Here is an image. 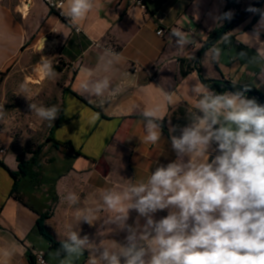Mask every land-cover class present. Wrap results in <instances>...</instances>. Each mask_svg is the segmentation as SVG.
<instances>
[{
    "label": "clouds",
    "instance_id": "9594fccd",
    "mask_svg": "<svg viewBox=\"0 0 264 264\" xmlns=\"http://www.w3.org/2000/svg\"><path fill=\"white\" fill-rule=\"evenodd\" d=\"M48 4L77 31L95 6L94 0H48ZM193 6V15L199 19V0H193ZM246 11L259 16L252 31L225 32L207 48L202 63L223 68L221 57L232 49L235 38L255 52L249 55L240 51L231 62L242 61L235 67L245 70L255 66L257 84L264 85V8L249 5ZM234 15L229 10L210 14V18L222 26ZM157 35L163 37L164 32ZM168 38H174L178 50L189 45L199 49L191 28L185 31L173 27ZM44 48L43 37L36 53ZM54 59L40 56L35 70L42 79L58 76ZM188 59L195 57L190 54ZM124 62L122 53L110 46L102 47L95 67H80L78 94L100 108L112 103L127 90L126 80L114 84L112 79ZM129 75L124 73L125 77ZM208 77L213 76L208 73ZM231 83L235 87L238 81ZM184 87L193 100L186 109L188 123L180 127L168 121L176 159L158 163L146 180L132 182L121 177L124 184L101 191L102 204L94 211L105 213L102 232L104 236L124 233L123 240L108 239L111 244H106L103 239L96 244L69 225L66 236L59 240L60 247L49 253L57 264H77L86 252L88 264H264V104L246 95L252 88L247 83L235 91L217 92L201 81L197 71L184 78ZM149 89L154 90L157 103L140 112L144 131L141 142L155 145L163 137L164 122L169 117L163 109L175 104L178 93L177 89L166 91L152 83L141 86L142 91ZM20 94L29 101L30 112L53 127L62 110L57 105L33 102L24 82L19 86ZM6 115L0 106V121ZM84 199L86 202L88 198ZM62 200L77 208L76 224L84 221L91 226L96 222L92 210L78 207L82 201L76 192H68ZM165 210L166 216L155 218L156 213ZM24 251L15 241L0 237V264H16ZM39 264L45 261L40 259Z\"/></svg>",
    "mask_w": 264,
    "mask_h": 264
},
{
    "label": "crops",
    "instance_id": "0c3cea01",
    "mask_svg": "<svg viewBox=\"0 0 264 264\" xmlns=\"http://www.w3.org/2000/svg\"><path fill=\"white\" fill-rule=\"evenodd\" d=\"M256 1L237 0L236 6L230 10L236 15ZM145 3L146 9H142L131 4L130 0H94L93 10L79 23L80 30L77 31L67 21L53 14L41 0H0V75L10 67L23 64L24 67L30 66L28 63L33 56L40 58L43 53L37 54L36 48L44 37L43 50H46V56L55 57L54 66L59 65L61 68L56 72L64 83L60 105L62 111L53 123L54 138L70 143L74 148V153H71L64 147L57 149L51 145L55 158L48 162L40 160V164L46 167L43 171L33 169L56 181L57 201H54V195L48 192L45 185L20 187L24 200L33 209L20 202L16 195H11L16 180L0 164V237L15 241L25 250L16 264H31L30 255L37 264L36 254L39 252L44 253L47 264H57L49 253L60 246L36 230L40 213L51 214L44 226L55 242L66 236L69 225L73 226V230H78L81 236L88 235L96 244L103 239L106 244H111L108 239L123 240L124 233L104 236L102 232L101 223L105 213L94 211L102 204L101 191L124 184L121 177L132 182L146 180L158 163L167 164L176 159L170 144L168 121L170 119L171 125L180 127L188 123V120L181 124L176 121L181 117L178 110L182 109L186 114V109L193 104L184 87V78L190 72L197 71L194 69L182 76L180 60L185 59L190 66L196 64V57L204 42L208 41L214 30L228 22L217 26L210 18V14L225 12L227 0H199V19L193 15V0H145ZM258 8H264V2ZM258 19V15L250 13L229 31L240 29L251 32ZM173 27L185 31L191 28L198 42L196 48L199 49L189 45L185 50H178L174 38L173 41L168 38V32ZM159 28L165 31L163 37L157 35ZM261 39H264V34ZM109 46L125 58V62L112 76L113 83L119 84L126 80L127 90L112 103L100 108L96 104H89L78 94L81 79L79 69L82 65L95 67L99 63L100 49ZM206 50L197 63L202 82L236 80L240 85L249 84L264 96V85H258L259 80L255 79L257 68L249 66L245 70L235 67L242 61L231 62L236 53L247 51L252 55L255 49L249 50L233 38L232 49L221 57L223 68L202 63ZM190 54L195 57L192 61L188 59ZM124 73L130 75L125 77ZM208 73L213 77H208ZM29 79L26 76L27 85H30ZM48 80L42 79L41 83L35 81L37 85L46 86ZM148 83L164 87L166 91L177 89L178 93L175 104L163 109L169 115L165 119L166 131L163 130V137L155 145L141 142L144 131L140 112L157 103L154 90H141V86ZM38 90L41 93V89ZM8 93L6 89L0 88V106L7 112L5 124L0 121V129L4 130L21 127L16 114L8 113L6 105L11 103L6 100L10 96ZM20 95L12 94V97ZM175 134L179 135V131ZM14 141L11 132L0 131V148L6 150L5 154H0V159L11 171L18 170V163L15 162L18 154L12 148ZM10 151H13L11 156ZM68 192H76L81 196L79 208L93 211L96 219L93 225L84 221L76 224L77 208L62 200ZM85 197L88 198L86 202ZM131 215L134 218L136 213L133 211ZM166 215V210L160 211L155 218ZM129 223H132L131 219ZM88 259L86 252L77 264H88Z\"/></svg>",
    "mask_w": 264,
    "mask_h": 264
},
{
    "label": "rangeland",
    "instance_id": "374dc122",
    "mask_svg": "<svg viewBox=\"0 0 264 264\" xmlns=\"http://www.w3.org/2000/svg\"><path fill=\"white\" fill-rule=\"evenodd\" d=\"M45 51L43 50V54L41 55L46 56ZM38 60V56H33L28 63L30 66L24 67L23 64V66L15 68L10 67L0 75V88L6 89L9 92L8 95H10L6 97V100L11 102L6 105L8 113H15L18 120H20L18 124L21 125L17 129L4 130V128H1L0 131L12 133L15 139L12 148L16 154L24 153L26 159L36 158L37 162H40V160L48 162L50 159L55 158V151L46 140L51 127H48L46 122H41L34 113L30 112L29 101L25 96L21 94L20 97H12V94H17L13 93V90H19L20 84L22 82L26 83V76H28L29 80H31L28 87L33 97V102L43 104L44 106L57 105L60 108L63 80L58 76V79L44 81L46 86L37 85L38 83L35 80H38L40 83L42 81L41 74L35 70L34 66ZM39 88L41 89V93L38 90ZM2 121V124H5L6 118ZM0 126L2 125L0 124ZM12 154L13 151H10L9 155L11 156ZM12 162H14L13 159Z\"/></svg>",
    "mask_w": 264,
    "mask_h": 264
},
{
    "label": "trees",
    "instance_id": "16d2710c",
    "mask_svg": "<svg viewBox=\"0 0 264 264\" xmlns=\"http://www.w3.org/2000/svg\"><path fill=\"white\" fill-rule=\"evenodd\" d=\"M236 2H237V0H227L225 12L230 10L231 8H234L236 6ZM242 19H240V20H242ZM222 28H223V26L214 30L212 32V34L210 35V38L208 39V41L204 42V44L215 39L216 36L221 32ZM180 66H181L182 76H185L189 71L194 70V69L199 71L197 64H195L194 66H190V63H188L185 59L180 60ZM55 70L60 71L61 70L60 66L56 65ZM207 84L213 90H215L217 92H223V91H227V90L235 91V90L243 87V85H240V84H237L235 87H233L232 83L230 81H227V80H214V81L207 82ZM250 91L256 92L258 95H260V96H262V98H264V96L262 94H260L255 88L252 87ZM248 97L253 98V96H248ZM258 102H259V100H258ZM178 113L180 114L181 117L176 121V123L181 124L182 122L187 120L186 114L184 113V111L182 109L178 110ZM176 115H177V113H176ZM163 130L166 131V122H164ZM46 140H47V143L51 144L52 146H54L57 149L64 147L68 151H70L71 153H74V148L70 143H63V142H60L54 138V127L51 128ZM76 153L80 154L79 152H76ZM16 161L18 163V170L17 171H11L6 166V164L3 162V160L0 159L1 166L3 168H5L6 170H8L16 180L14 187L12 189L11 195H16V198L20 202L24 203L25 205H27L33 209V206L30 205L29 202L24 200V196L20 193L21 192L20 187H22L24 185H30L31 187H40V186L45 185L48 188V192L50 194L54 195V201H57V196L55 193L56 181L50 180V178H49V176H47V174H46V176H44L45 174H43L41 172H36L35 170H33L34 168H39L41 171H43L44 168H46L45 166L41 165L39 161L37 162L36 158L26 159L24 153L18 154L16 156ZM53 164H54V162H53ZM47 169H49V168H47ZM50 215L51 214L49 212L39 214V218H38L37 223H36V230L44 238H46L50 242L54 243L55 245L60 246L59 242H55V240L52 238V236L46 231L45 226H44L45 220L47 218H49ZM30 262H31V264H35L32 255H30Z\"/></svg>",
    "mask_w": 264,
    "mask_h": 264
},
{
    "label": "water",
    "instance_id": "95a60500",
    "mask_svg": "<svg viewBox=\"0 0 264 264\" xmlns=\"http://www.w3.org/2000/svg\"><path fill=\"white\" fill-rule=\"evenodd\" d=\"M264 2V0H258L254 3L251 4V6L253 7H259L262 3ZM249 6H247L246 8H248ZM246 8L243 9L241 12H239L238 14H236L234 16V18L229 22H226V24L223 26L221 32L216 36L215 39L207 42L206 44H204V46L201 48V50L199 51L197 57H196V64L199 62L202 53L212 44L214 43L216 40L219 39V37L221 35H223L225 32H227L234 24H236L238 21H240V19L244 18L245 16H247L248 14H250L249 12L246 11ZM247 96H253L255 98H257L259 100V102L261 104H264V98H262V96L258 95L256 92L253 91H248L246 93Z\"/></svg>",
    "mask_w": 264,
    "mask_h": 264
},
{
    "label": "built area",
    "instance_id": "2783aa9c",
    "mask_svg": "<svg viewBox=\"0 0 264 264\" xmlns=\"http://www.w3.org/2000/svg\"><path fill=\"white\" fill-rule=\"evenodd\" d=\"M41 1H42V2L47 6V8H48L53 14H55L59 19L64 20V21H67L66 18L63 17V16L60 14V11H58L55 7H52L51 5L48 4V0H41ZM57 2H60V0H57ZM130 2H131V4L136 5V6H139V7L142 8V9H146V3H145V0H130ZM161 30L165 33V31H164L163 28H159L158 31H157V33H158L159 31H161ZM5 153H6V150L3 149V148H0V154L3 155V154H5ZM40 259H43V260L45 261V264H47L43 252H39V253L36 254V262H37V264H39Z\"/></svg>",
    "mask_w": 264,
    "mask_h": 264
},
{
    "label": "bare ground",
    "instance_id": "6f19581e",
    "mask_svg": "<svg viewBox=\"0 0 264 264\" xmlns=\"http://www.w3.org/2000/svg\"><path fill=\"white\" fill-rule=\"evenodd\" d=\"M35 82H37V81H35Z\"/></svg>",
    "mask_w": 264,
    "mask_h": 264
}]
</instances>
